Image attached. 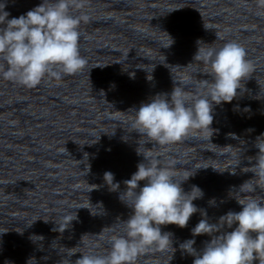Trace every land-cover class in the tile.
I'll return each instance as SVG.
<instances>
[{
    "label": "water",
    "instance_id": "obj_1",
    "mask_svg": "<svg viewBox=\"0 0 264 264\" xmlns=\"http://www.w3.org/2000/svg\"><path fill=\"white\" fill-rule=\"evenodd\" d=\"M242 83L243 90L238 89L230 103L213 105L211 140L197 133L169 145L146 143L147 137L134 131V114H130L0 147V264H27L32 258L29 264H68V260L75 264L82 253L106 254L108 238L124 234L122 221L132 213L119 196L126 190L123 181L144 162L137 151L151 152L160 166H173L178 180L195 171L181 186L189 192L195 185L203 196L193 201L199 210L186 227L161 226L162 232L173 234L174 249L148 250L136 264H193L194 257L183 253L180 244L195 239L194 248L199 251L211 239L192 235L204 213L210 223H216L227 212L242 210L237 200L264 196L260 189L254 194L239 190L254 176L249 167L255 161L250 163L248 157L257 155L255 142L264 134V76ZM106 171L114 174L118 191H110L104 182ZM145 183L141 181L140 187ZM69 214H76L77 219L59 231L63 217ZM233 229L223 226L220 231Z\"/></svg>",
    "mask_w": 264,
    "mask_h": 264
},
{
    "label": "clouds",
    "instance_id": "obj_2",
    "mask_svg": "<svg viewBox=\"0 0 264 264\" xmlns=\"http://www.w3.org/2000/svg\"><path fill=\"white\" fill-rule=\"evenodd\" d=\"M84 5L85 0H42L26 14L8 19L10 14L4 11L3 4L0 9V77L33 88L46 76L60 79L62 74L74 75L81 71L87 61L79 50V27L90 18L87 14L73 15L71 10ZM256 7L264 10V0H256ZM201 42L197 41L199 47L194 59L201 61L206 66V74L211 76V81L202 82V92L189 93L174 81L171 93L156 94L148 102H142L138 109H132V127L140 137H147L146 143L169 145L197 133L207 134V139L211 140L213 105L230 103L238 96L237 90H243L242 81L253 73L254 66L239 43L228 41L216 48L213 44L201 47ZM147 79L151 81L152 75ZM229 135L235 138V134ZM255 147L259 150L257 155L248 157L250 163L255 161L249 167L254 176L240 185L242 193L264 191V134L257 137ZM137 154L143 155L144 162L137 165L130 179L123 181L126 190L119 196L121 202L132 209L128 219L122 221L124 234L108 238L110 249L106 254L82 253L75 264H136L137 258L148 250L174 249L173 234L162 232L161 226L184 228L199 210L193 201L202 198V190L194 185L191 191L185 192L181 186L195 171L178 180L175 168L160 166L151 152L137 151ZM239 164L240 161L235 167ZM88 171L90 166L85 175ZM103 179L110 191L119 190L120 184L114 182L112 172L106 171ZM141 181L146 182L143 187H140ZM237 202L242 210L229 211L216 223H210L206 213L202 215L192 235H208L211 239L201 250L194 248L195 239L180 244L183 253L194 257L193 264H253L254 261L264 264V196L249 195ZM76 219V214L63 217L59 231L63 232ZM233 225H236L234 229ZM223 226L233 230L221 232Z\"/></svg>",
    "mask_w": 264,
    "mask_h": 264
}]
</instances>
